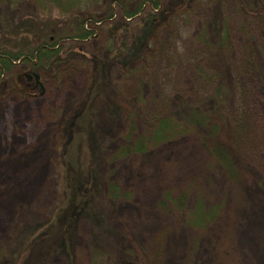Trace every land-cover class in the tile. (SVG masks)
<instances>
[{
    "label": "rangeland",
    "instance_id": "rangeland-1",
    "mask_svg": "<svg viewBox=\"0 0 264 264\" xmlns=\"http://www.w3.org/2000/svg\"><path fill=\"white\" fill-rule=\"evenodd\" d=\"M185 1H177L182 16L161 33L149 68L130 76L112 62L105 64L104 94L93 111L96 133L102 151L111 154L130 126L127 103L136 101V111L144 113L137 131L146 134L153 117L178 114L187 103L208 102L222 86V96L215 99L216 119L220 140L237 165V181L212 163L204 135H187L102 167L101 177L111 176L130 199L102 205L106 217L99 230L85 214L65 236L68 248L49 255L51 239H44L29 253L23 250L27 255H17L25 246L23 236L45 225L62 203V167L83 153L73 121L98 78L96 60L104 61L113 46L104 30H97L91 42L64 41L73 63L68 59L52 74L20 63L0 82V264H35L41 256V264H92L94 249L107 252L111 261L138 258L140 264H264V16L247 11L248 0H195L189 11ZM112 7L117 16L109 26L121 44L128 22L115 2ZM30 14L21 7L11 18L15 23ZM220 23L228 36L221 48H214L219 33L213 26ZM205 28H211L210 53L197 40ZM203 53L221 74L214 82L196 72ZM27 73L40 75L41 86L29 82ZM166 191H188L192 206L199 196L208 205H221L217 222L207 232H196L183 216L160 209ZM158 238L165 239L166 250L157 256L147 245ZM103 261L99 257L98 263Z\"/></svg>",
    "mask_w": 264,
    "mask_h": 264
},
{
    "label": "trees",
    "instance_id": "trees-1",
    "mask_svg": "<svg viewBox=\"0 0 264 264\" xmlns=\"http://www.w3.org/2000/svg\"><path fill=\"white\" fill-rule=\"evenodd\" d=\"M177 1L179 0H114L106 3L104 0H0V82L20 63L31 66L35 72L43 71L49 74L60 71L68 59H70L68 64L73 63L70 50L67 51L62 45L64 41L75 44L91 42L97 37L99 33L97 30H104L108 32V41L113 43L104 61L96 60L98 78L87 93L83 112L76 120H72L74 136H78L77 146L80 145L83 153L76 163H65L62 167L65 170L62 203L45 225L34 228L29 237L23 236L21 241L25 246L21 247L22 251L17 255H27L26 253H29L37 242L44 239H51L50 248H47L50 250L49 255L68 248L67 242L65 244L63 240L65 236L71 235L77 221L85 214L96 220L99 230V227L104 225L106 217L102 205L105 203L114 205L122 199H130L128 194L123 196L119 185L111 176L101 177L102 167L112 166L132 155H144L150 149L187 135H204L203 139L206 140L205 145L212 163L230 181H237V165L231 150L220 140L221 128L216 119L219 107L215 99L222 96V86L215 91L216 98L212 97L208 102L195 105L187 103L178 114L167 113L153 117L146 134L138 135L137 131L139 121L142 119L144 121V113L142 110L136 111L138 108L136 101L127 103L125 109L132 121L130 120V126L124 134L123 144L115 152L108 153L109 155L102 151V141L96 133L97 125L94 122L93 111L104 94L100 87L105 80L103 75L105 64L112 62L120 71L130 76L149 68L150 64L156 61L158 55L156 48L160 46L161 33L173 25L175 19L182 16V5L178 7ZM248 1L247 11H256L264 16V0ZM114 2L121 11L123 20L128 22L121 35L126 39L121 44L118 43L119 36L109 26L117 16L116 10L112 7ZM192 2L195 0H186L183 3L187 11L192 9ZM19 3L21 7L28 8L31 14L27 19L14 23L12 18L19 13L21 8L18 6ZM213 31L219 33L214 48H221L228 36L226 29L220 23L213 26ZM210 33L211 28L210 30L205 28L197 39L198 44L203 45L207 53L213 50L209 41ZM53 34L56 37L49 39L48 36L52 37ZM202 57L205 58L196 66V72L201 78L211 82L221 78L218 68L211 65V59L206 58L205 54ZM190 202L191 194L188 191L177 195L166 191L160 209L183 216L187 226L196 232L209 231L217 222L222 206L208 205L203 196H199L193 206ZM164 241L163 238L156 239L147 245V250L150 253L155 251L157 256L162 255L166 250ZM71 257L73 259V253ZM99 257L105 260L102 264H140L138 258L136 261H111V256L101 249L93 250L92 264H99ZM40 258L42 256L38 259ZM38 259L36 258L35 264H41L43 258Z\"/></svg>",
    "mask_w": 264,
    "mask_h": 264
},
{
    "label": "water",
    "instance_id": "water-1",
    "mask_svg": "<svg viewBox=\"0 0 264 264\" xmlns=\"http://www.w3.org/2000/svg\"><path fill=\"white\" fill-rule=\"evenodd\" d=\"M25 77L28 79V81H31L32 79H34L35 83H36V87H40L41 86V78L40 75L36 74V73H27L25 74Z\"/></svg>",
    "mask_w": 264,
    "mask_h": 264
},
{
    "label": "flooded vegetation",
    "instance_id": "flooded-vegetation-1",
    "mask_svg": "<svg viewBox=\"0 0 264 264\" xmlns=\"http://www.w3.org/2000/svg\"><path fill=\"white\" fill-rule=\"evenodd\" d=\"M29 82H31V83H32V82H33V80H31V81H29Z\"/></svg>",
    "mask_w": 264,
    "mask_h": 264
}]
</instances>
